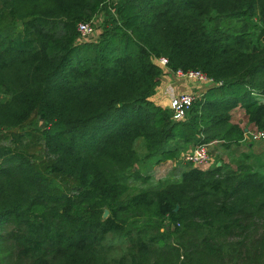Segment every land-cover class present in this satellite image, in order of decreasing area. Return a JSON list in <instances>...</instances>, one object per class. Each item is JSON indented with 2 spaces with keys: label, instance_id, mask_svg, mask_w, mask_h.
<instances>
[{
  "label": "trees",
  "instance_id": "16d2710c",
  "mask_svg": "<svg viewBox=\"0 0 264 264\" xmlns=\"http://www.w3.org/2000/svg\"><path fill=\"white\" fill-rule=\"evenodd\" d=\"M161 58L214 82L183 120L149 100ZM236 108L264 130V0H0V132L35 115L51 155L34 165L17 139L0 145V264H264V171L194 166L129 196L122 182L138 139L166 160L239 144ZM109 235L126 240L119 257Z\"/></svg>",
  "mask_w": 264,
  "mask_h": 264
},
{
  "label": "rangeland",
  "instance_id": "374dc122",
  "mask_svg": "<svg viewBox=\"0 0 264 264\" xmlns=\"http://www.w3.org/2000/svg\"><path fill=\"white\" fill-rule=\"evenodd\" d=\"M104 18V13L97 15L95 17V29L98 33L102 30V20ZM5 24V22H4ZM259 34V30H254L252 32L253 42H256L257 35ZM166 70H168L166 68ZM193 91H196L195 89ZM199 99V98H198ZM173 120L174 117H173ZM232 123H236L239 126V129H243L245 131L248 130L249 126L246 121L243 119V111L239 108L234 109L232 113ZM46 128V124L43 121H40L36 118L35 115L31 116L22 126L10 128L8 130H2L0 132V145L12 147V140H18V148L28 154L34 155V159L32 160L34 165L45 163L51 158V155L47 152L44 140L39 132L43 131ZM250 129V128H249ZM252 132L258 129H251ZM220 143V142H219ZM219 143H210L207 146L210 161L207 164L201 165V170L213 169L215 166H218L217 163L223 162L225 164V170L230 171L232 168L229 166L233 163L234 156L237 153V147L239 144L230 143V144H219ZM172 146L178 145L176 143L171 144ZM180 145V144H179ZM219 145L223 146V149L230 148V156H227L218 150ZM246 145V144H245ZM244 144L243 147H247ZM260 148L264 149V141L261 143L255 144ZM192 148V147H190ZM190 148L179 149L177 155L170 159L166 160L157 154H149L145 148L144 142L141 139H138L134 144V149L138 155L139 161L135 164L134 168L124 173L122 182L129 188L127 196L134 194L136 191L145 190L151 187L157 188L164 185L174 184L180 181V177L183 172L188 171L190 169H194V166H190L184 162V155L189 151ZM234 154H233V150ZM237 161V160H236ZM235 161V162H236ZM227 163H231L227 165ZM237 164L235 163L233 168H236ZM263 172V171H260ZM133 173H138L141 175L145 182L142 179L136 180L134 178ZM53 177L60 184L64 185V189L66 192H75L77 191L78 184L74 182L72 179L54 174ZM175 224L171 221H167L165 225V229L167 231L173 230ZM106 243L110 246H113L114 250L112 251V255L119 257L122 251L125 249L127 243L123 236L120 235H109L107 236Z\"/></svg>",
  "mask_w": 264,
  "mask_h": 264
},
{
  "label": "crops",
  "instance_id": "0c3cea01",
  "mask_svg": "<svg viewBox=\"0 0 264 264\" xmlns=\"http://www.w3.org/2000/svg\"><path fill=\"white\" fill-rule=\"evenodd\" d=\"M196 91H193V90ZM207 90L206 85H201L192 80H187L184 78H180L176 76L170 70H164V76L162 77L160 83L156 87L154 94L150 97V101L157 107L170 110V102L171 100L181 94H193L195 96H202ZM217 143V142H216ZM258 142H251L248 139H244L240 142L236 155L234 156L233 163H227L231 168H233L234 164L249 166L253 169V171H264V149L255 145ZM221 144V143H219ZM247 147H243L242 145ZM220 154L223 153L227 156H230V148L223 149L222 145L217 146ZM235 149L233 150L234 154ZM232 157V156H230ZM237 160V161H236ZM236 161V162H235ZM225 165L223 162L217 163L218 166ZM227 167V166H225Z\"/></svg>",
  "mask_w": 264,
  "mask_h": 264
},
{
  "label": "built area",
  "instance_id": "2783aa9c",
  "mask_svg": "<svg viewBox=\"0 0 264 264\" xmlns=\"http://www.w3.org/2000/svg\"><path fill=\"white\" fill-rule=\"evenodd\" d=\"M95 20L79 23L77 25V33L80 41H87L95 38L99 33L95 29ZM159 64L167 68V60L161 58L158 60ZM176 76L187 80H192L201 85L207 87L214 84L212 79H209L205 74L199 71H187L182 72L180 70L173 72ZM201 96H195L193 94H181L174 97L170 102V110L176 121L183 120L190 110L194 102ZM244 139H248L251 142L264 141V130L247 132L245 131ZM208 145L200 144L189 149L184 155V162L192 166H201L207 164L210 161L209 153L207 149Z\"/></svg>",
  "mask_w": 264,
  "mask_h": 264
},
{
  "label": "water",
  "instance_id": "95a60500",
  "mask_svg": "<svg viewBox=\"0 0 264 264\" xmlns=\"http://www.w3.org/2000/svg\"><path fill=\"white\" fill-rule=\"evenodd\" d=\"M176 209H177V207H176ZM176 209H175V210H176ZM107 215H108V212L105 210V211H104V214H103V219H105V218L107 217Z\"/></svg>",
  "mask_w": 264,
  "mask_h": 264
}]
</instances>
